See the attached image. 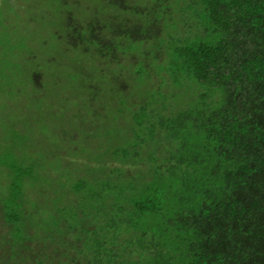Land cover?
<instances>
[{"label":"trees","instance_id":"trees-1","mask_svg":"<svg viewBox=\"0 0 264 264\" xmlns=\"http://www.w3.org/2000/svg\"><path fill=\"white\" fill-rule=\"evenodd\" d=\"M54 2L85 112L63 183L9 165L0 264H264V0Z\"/></svg>","mask_w":264,"mask_h":264},{"label":"rangeland","instance_id":"rangeland-1","mask_svg":"<svg viewBox=\"0 0 264 264\" xmlns=\"http://www.w3.org/2000/svg\"><path fill=\"white\" fill-rule=\"evenodd\" d=\"M57 7L54 0L0 2L1 197L10 189L9 165L14 160L19 164L25 161L38 163L36 174L39 177L44 174L43 180L51 181V175L43 169L57 171L54 184L63 183L62 172L68 158L59 154L65 153V147L55 148L56 157L50 153L56 146L54 141L62 142L71 131L69 122L74 125L72 119L80 114V110L85 112L86 92H81L70 78L67 82L69 71L64 69L63 63L87 64V56L68 51L63 38L59 37L60 28L52 23L61 17L54 10ZM35 74H42V88L34 85ZM23 132L28 134L27 138H16V134ZM34 187L26 186V190L31 194L36 190L39 195L40 187ZM5 228L0 216V230ZM0 256H8L1 246Z\"/></svg>","mask_w":264,"mask_h":264}]
</instances>
